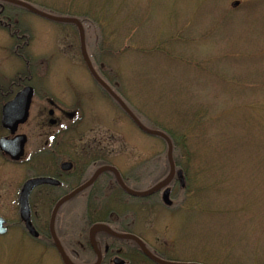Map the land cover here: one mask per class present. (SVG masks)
Masks as SVG:
<instances>
[{
    "label": "rangeland",
    "instance_id": "rangeland-1",
    "mask_svg": "<svg viewBox=\"0 0 264 264\" xmlns=\"http://www.w3.org/2000/svg\"><path fill=\"white\" fill-rule=\"evenodd\" d=\"M26 1L55 17L86 18L87 50L100 75L145 127L179 144L174 159L186 188L176 193V208L157 202L143 211V202L131 201L137 223L148 221L183 263L264 264V0ZM0 8L25 35L21 45L28 42L25 51L36 62L39 94L20 131L30 137L27 163L8 166L0 158V216L10 228L0 236V264H61L54 249L19 226L16 200L32 173L33 152L44 140L111 142L116 166L140 175L145 161L158 172L167 147L95 85L73 25L12 4ZM14 48L1 22L5 86L25 71ZM45 94L76 114L59 116L58 128L47 133L36 126ZM50 216L41 213L42 220ZM77 221L71 214L68 224Z\"/></svg>",
    "mask_w": 264,
    "mask_h": 264
},
{
    "label": "flooded vegetation",
    "instance_id": "flooded-vegetation-1",
    "mask_svg": "<svg viewBox=\"0 0 264 264\" xmlns=\"http://www.w3.org/2000/svg\"><path fill=\"white\" fill-rule=\"evenodd\" d=\"M22 48L18 46L16 50H13V53L25 66L23 74H19L15 80L7 83L6 86L1 83L0 79V141L2 139L13 140L17 136H25L27 139L24 156L18 161L11 159L10 156L0 150V158L8 166H22L27 163L26 158L30 147L28 146L30 137L20 131L22 127L30 122L33 112H36L34 110V102L39 99V94L34 84L38 73L36 62L29 52L28 54H24L23 57L20 53ZM91 61L98 75L123 100L114 86L100 75L94 61L92 59ZM91 78L94 81L92 76ZM94 83L124 112L108 92L95 81ZM27 88L33 89L29 117L26 123L19 125L16 133L12 134L3 125L4 107ZM41 100L43 106L38 112L42 117V122L37 120L36 126L43 131L45 130L44 132L46 133L58 128L60 125L59 116L73 118L76 115L73 112H69L67 108L65 110L55 104L48 94L43 95ZM69 133H71L70 130L65 135H69ZM45 135L41 134V136ZM52 139L54 138L52 137ZM110 144L111 142L106 141L84 140L69 141L61 144L53 140H44L38 147L39 152L35 151L32 154V162H30L31 165L29 164L32 173L28 175L17 195L16 207L18 213L20 212V193L28 181L49 179L52 182L36 186L29 196L32 225L38 237L35 238L29 234L21 219L19 220V226L34 242L54 249L61 260V264L65 263L55 247L51 230L52 213L61 200L88 184L104 168L115 169L119 173L123 185L127 189L138 193L153 189L165 181L170 174L168 159H166L167 162L165 160L160 162V166L157 167V170L165 169L167 163V173H150L148 161L141 164V171L138 166L137 170L142 172L140 175L128 171L125 172L122 167H118L114 163L116 160L115 156H113L115 147H112ZM174 161V178L167 187L151 196H133L120 184L113 171L106 170L100 173L90 186L76 194L71 200L66 201L59 209L55 221V233L70 263L160 264L150 255L166 263H183L180 260L178 248L161 243L158 236L151 230L153 227H151L148 221L138 224L135 219V213L137 212H133L129 207V202L136 201L143 202L142 207L139 206V209L143 211L150 210L157 202L167 210H174L176 208L174 197L177 192H181L186 188V184L183 187L179 176V172H182V169L176 164L175 159ZM131 169L130 167L129 170ZM167 190L170 192L171 206H166L163 203L162 196ZM45 212H51L49 221L42 220L41 213ZM71 214L79 218L77 225L73 227L68 224ZM94 226H103L104 229L98 231L94 238H92L91 230ZM7 227L10 230L8 224Z\"/></svg>",
    "mask_w": 264,
    "mask_h": 264
},
{
    "label": "water",
    "instance_id": "water-1",
    "mask_svg": "<svg viewBox=\"0 0 264 264\" xmlns=\"http://www.w3.org/2000/svg\"><path fill=\"white\" fill-rule=\"evenodd\" d=\"M0 1L18 6V7L23 8V9H25V10L33 13V14H36V15L44 18V19L50 20V21L55 22V23L74 25L77 28L78 33H79L80 50H81L82 57L84 59V62L86 64L88 70L90 71L92 77L94 78V80L106 92H108L110 94V96L119 104V106L123 109V111L129 116V118L141 130V132H143L146 135L152 136V137L160 138L167 144V148H168L167 159H168V163L170 165V174L165 181L161 182L160 184H158L153 189H151L147 192H143V193L131 191L123 185L121 177L115 169L104 168V169H101L88 184H86L82 188L78 189L73 194L65 197L63 200H61L57 204L56 208L54 209V211L52 213V217H51L52 235H53L55 247L58 250L59 254L61 255L63 262L65 264H71L70 261L68 260V258L66 257L65 252H64V250L60 244V241L57 238L56 233H55V221H56L60 207L66 201L71 200L76 194H78L79 192H81L82 190H84L88 186H90L95 181L97 176L106 170L113 171L115 173V175L117 176V179L120 182V184L133 196L148 197V196H151V195L161 191L162 189H164L165 187H167L169 185V183L172 181V179L174 178V175H175L174 145H173L171 139L165 133L159 132V131H152V130H149L147 127H145L141 123V121L135 116V114L129 109V107L125 104V102L98 75V73L94 69L92 62L90 60V57L88 55L87 45H86L85 29H84L82 23L78 19L55 17V16L47 14V13L37 9L36 7L32 6L31 4L26 3L24 1H21V0H0ZM32 98H33V89L27 88L24 91H22L12 102L8 103L4 107L3 125L6 129L10 130L12 134L16 133L19 125L26 123V121L28 120L29 108H30ZM26 140L27 139L25 136H17L13 140L2 139L0 141V150L2 152L6 153L8 156H10L11 159L18 161L24 156V153H25L24 148H25ZM179 176H180L181 181L183 183V187H185V179H184V175L181 171L179 172ZM48 182H52V181L49 179L30 180L24 185V187L20 193V198H19L20 219L24 222L25 227H26L27 231L29 232V234L35 238L38 237V234L32 225L31 211H30V206H29V196H30V193L32 192V190L36 186L44 184V183H48ZM162 199H163V203L166 206L172 205V201L170 200L169 190L164 192ZM102 229H104L103 226H94L91 230V237L94 238L96 233ZM8 232H9V229L6 226V220L0 216V236H5L8 234ZM121 237L130 238L132 236H121ZM150 256L153 259H155L156 261H158L160 264H171V263H166V262H163L161 260H158V259L154 258L152 255H150ZM181 264H196V263H181Z\"/></svg>",
    "mask_w": 264,
    "mask_h": 264
},
{
    "label": "trees",
    "instance_id": "trees-1",
    "mask_svg": "<svg viewBox=\"0 0 264 264\" xmlns=\"http://www.w3.org/2000/svg\"><path fill=\"white\" fill-rule=\"evenodd\" d=\"M23 1H25V0H23ZM26 2H28V1H26ZM29 3V2H28ZM6 5H8V3H6V2H2V1H0V6H6ZM2 9L0 8V11H1ZM39 10H41V9H39ZM42 11V10H41ZM44 12V11H43ZM78 20L82 23V25H83V27H84V29H85V32H86V29H89V27H90V23H88V20L86 19V18H83V17H79L78 18ZM1 22H3L5 25H6V29L7 30H9V32H10V34L12 35V37L14 38V40H15V48H14V50H16L17 49V47L18 46H21V47H23L22 49H21V54H22V56L24 57V54H28V52H26L25 51V49H26V45H28V42H26V43H24V45H21L22 44V42L21 41H24V37H25V35L23 34H18L16 31H17V28L15 27V25H13V23H12V21L9 19V18H6L5 17V14L3 13V11L2 12H0V23ZM74 26V25H73ZM75 27V26H74ZM76 28V27H75ZM77 29V28H76ZM86 44H87V38H86ZM167 135V134H166ZM171 135V134H170ZM170 139H171V141H172V143H173V145H174V157H175V155H176V153L178 152V149H179V144L175 141V139H174V137L171 135V137L169 136V135H167ZM165 143V142H164ZM166 144V143H165ZM166 147H167V145H166ZM158 172H164V173H167L168 172V164L166 163V167H165V169H158L157 170Z\"/></svg>",
    "mask_w": 264,
    "mask_h": 264
}]
</instances>
